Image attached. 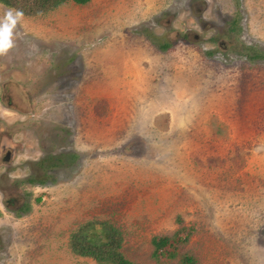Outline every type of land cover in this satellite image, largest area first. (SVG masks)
Listing matches in <instances>:
<instances>
[{
    "label": "rangeland",
    "instance_id": "rangeland-1",
    "mask_svg": "<svg viewBox=\"0 0 264 264\" xmlns=\"http://www.w3.org/2000/svg\"><path fill=\"white\" fill-rule=\"evenodd\" d=\"M17 13L0 3V264H99L69 246L88 220L136 264H179L151 238L180 226L199 264H264V0Z\"/></svg>",
    "mask_w": 264,
    "mask_h": 264
},
{
    "label": "trees",
    "instance_id": "trees-1",
    "mask_svg": "<svg viewBox=\"0 0 264 264\" xmlns=\"http://www.w3.org/2000/svg\"><path fill=\"white\" fill-rule=\"evenodd\" d=\"M72 1L86 4L90 0H0V3L19 13L36 16L51 11L60 5ZM169 43L162 47H168ZM264 53L254 52L251 58L263 57ZM39 199V198H38ZM191 230L180 226L172 234L154 235L152 257L163 263L178 258L179 264H199L198 259L187 252L180 253V246L190 237ZM123 232L107 220H88L74 229L69 238L70 249L78 255L89 256L99 264H136L125 256Z\"/></svg>",
    "mask_w": 264,
    "mask_h": 264
},
{
    "label": "flooded vegetation",
    "instance_id": "flooded-vegetation-1",
    "mask_svg": "<svg viewBox=\"0 0 264 264\" xmlns=\"http://www.w3.org/2000/svg\"><path fill=\"white\" fill-rule=\"evenodd\" d=\"M10 105H12V103H9ZM11 153V156H12V150H11V148H8L7 150H6V152H5V155L7 154V153ZM5 155H4V160L6 161V162H8L10 159H11V156H10V158H9V160H6L5 159ZM6 202L8 203V202H13L14 204H15V208H19V206L21 205V200L19 199V198H14V197H11V198H6Z\"/></svg>",
    "mask_w": 264,
    "mask_h": 264
},
{
    "label": "water",
    "instance_id": "water-1",
    "mask_svg": "<svg viewBox=\"0 0 264 264\" xmlns=\"http://www.w3.org/2000/svg\"><path fill=\"white\" fill-rule=\"evenodd\" d=\"M10 156H11V153L8 152V153L5 155V159H6V160H9Z\"/></svg>",
    "mask_w": 264,
    "mask_h": 264
},
{
    "label": "clouds",
    "instance_id": "clouds-1",
    "mask_svg": "<svg viewBox=\"0 0 264 264\" xmlns=\"http://www.w3.org/2000/svg\"><path fill=\"white\" fill-rule=\"evenodd\" d=\"M8 15H11V13H8ZM17 15H18V16H19V15H22V13H19V12H18Z\"/></svg>",
    "mask_w": 264,
    "mask_h": 264
}]
</instances>
